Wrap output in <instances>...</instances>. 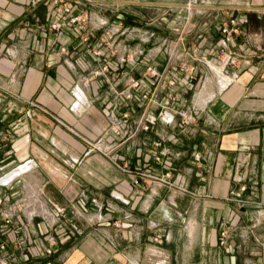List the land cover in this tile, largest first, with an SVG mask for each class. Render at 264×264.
<instances>
[{"label": "crops", "instance_id": "1", "mask_svg": "<svg viewBox=\"0 0 264 264\" xmlns=\"http://www.w3.org/2000/svg\"><path fill=\"white\" fill-rule=\"evenodd\" d=\"M51 1L0 0V209L12 222L0 221L8 248L0 259L239 264L219 238L264 229V42L250 28L264 0H173L168 17L141 29L132 2L108 0L110 11L98 15L68 0L72 13L63 15V0ZM75 16L86 26L79 37ZM231 17L244 24L221 52ZM102 35L125 52L124 76L91 56ZM151 68L162 72L153 103L130 86L149 80ZM173 95L172 124L142 132L141 116H156ZM124 163L157 178L134 186ZM177 225L190 244L184 255Z\"/></svg>", "mask_w": 264, "mask_h": 264}, {"label": "built area", "instance_id": "2", "mask_svg": "<svg viewBox=\"0 0 264 264\" xmlns=\"http://www.w3.org/2000/svg\"><path fill=\"white\" fill-rule=\"evenodd\" d=\"M64 10L66 12H69L70 10V6H66L64 8ZM71 24H74L76 26H74V32L76 34L77 37H79V35H83L86 32V26L84 24H80L79 23V17H72L70 19ZM244 23L235 18V17H231L229 18L228 22L224 23L221 28H220V33L222 34V36L224 37L223 40H221V52L222 50H224V47L226 46V41L225 39L229 40L231 39L234 35H239L241 32V26ZM101 26L103 25L102 23L100 24ZM88 37H85L83 39L84 43L88 42ZM64 50V49H62ZM89 50H90V54L92 57L95 58H101L103 60V70L104 71H108L111 70L113 71V73H117L120 76H124L126 74V69H125V64L127 63V57L125 55V52L123 51V53L117 49V45H113L111 43V37L110 35H102L100 36L94 43L93 46H89ZM121 55H120V54ZM117 56V59L115 61H112V59L114 57ZM228 63L230 65H233V61L229 60ZM148 72L150 73V79L146 80V79H134L131 81V88L133 89H140L142 88V95L141 97H139V99L141 100H149L152 102L153 97L155 98L156 93H155V89L158 87L157 83H158V79L161 77L162 72L158 71L155 68H151L148 69ZM156 79V81H155ZM169 86H173V81H169L168 82ZM120 96L124 97L125 100L127 99H131L132 95L131 93H123L120 92L119 93ZM178 101V97L176 95H173L171 97H169L165 102H164V108L161 112H159L156 116L154 114H147L142 115L141 118L139 119V127L142 130V132H149L151 130V128L155 125V123L157 121L161 122L162 124L166 125V126H170L173 122V116L172 114L169 112V107L171 104H174L175 102ZM153 103V102H152ZM154 103H156V101H154ZM179 115L182 118V123L184 124H188L190 123V117L187 116V114L184 111H180ZM130 114L126 113L123 115V118L125 120H127L129 118ZM120 167V166H119ZM121 168H124V170H128L129 173L131 174V168L129 163H124V165L121 166ZM133 175L132 178V183L134 186H140V183L142 182V180L145 178L144 175L140 174V172H137L136 174H131ZM168 176V175H167ZM245 191V187H241L239 194H237V197L240 198L241 193H243ZM2 200H0V204H1ZM53 214L55 215V217H59L62 214V210L59 208H54V212ZM0 221L3 222L4 226H9L12 224L11 220L9 218H5L3 216V213L0 209ZM10 232L14 235V236H19L20 232L17 228H12L10 230ZM219 244L221 246H225L226 245V232L222 231L220 233V238H219ZM0 251L1 252H7L8 248L7 246L2 243L0 244ZM48 254H50V251H47ZM9 258H3L0 259V264H9Z\"/></svg>", "mask_w": 264, "mask_h": 264}, {"label": "rangeland", "instance_id": "3", "mask_svg": "<svg viewBox=\"0 0 264 264\" xmlns=\"http://www.w3.org/2000/svg\"><path fill=\"white\" fill-rule=\"evenodd\" d=\"M68 0H63L64 3H56V0H52V3H56V5H63L61 9L63 15H69L72 13V4H66ZM86 9H84L87 14L88 12H96L98 15H104L106 12H109L110 9L108 5H110V1L108 0H82ZM117 2H132L135 4H130L131 8L127 9L131 14H135L140 17V29L142 25H144L145 21L148 19H154L156 17H168L167 13V4L173 3V0H114ZM154 4H156L154 6ZM66 6H70L69 12H66L64 8ZM89 8V9H87ZM117 15V13L115 14ZM254 17L256 15L248 14V19L250 20L251 16ZM264 16V15H263ZM258 23L252 21L250 23V28L252 32H256L257 29H260V38L262 43L264 42V17ZM146 19V20H145ZM254 19V18H253ZM162 24L160 27H163ZM146 27V26H145ZM142 43V42H140ZM151 42H148L150 44ZM141 49V47H140ZM140 174L144 175L145 178L143 180H151L157 178L156 175L147 174L145 172L140 171ZM166 177V176H165ZM171 177V176H170ZM174 178V177H173ZM60 217V216H59ZM178 226V225H177ZM173 231V230H172ZM184 228L177 227L176 230L173 231V238L177 240V246L181 249L182 255L190 250V244L185 240L184 237ZM160 240V239H159ZM162 240V239H161ZM224 248L225 255H236L238 257L239 264H264V229L262 228L260 231L255 232H226V245L221 246ZM185 258V257H183ZM210 264H212V256L209 259Z\"/></svg>", "mask_w": 264, "mask_h": 264}, {"label": "bare ground", "instance_id": "4", "mask_svg": "<svg viewBox=\"0 0 264 264\" xmlns=\"http://www.w3.org/2000/svg\"><path fill=\"white\" fill-rule=\"evenodd\" d=\"M223 81H224L225 83H227L228 79H227V81H226L225 79H224ZM222 86L224 87V86H225V84H224V85H222Z\"/></svg>", "mask_w": 264, "mask_h": 264}]
</instances>
